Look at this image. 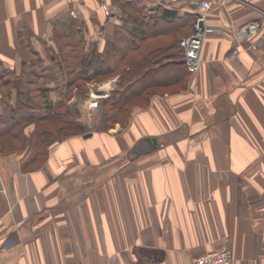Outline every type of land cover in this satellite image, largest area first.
Returning a JSON list of instances; mask_svg holds the SVG:
<instances>
[{
    "label": "crops",
    "instance_id": "0c3cea01",
    "mask_svg": "<svg viewBox=\"0 0 264 264\" xmlns=\"http://www.w3.org/2000/svg\"><path fill=\"white\" fill-rule=\"evenodd\" d=\"M201 1L82 0L74 18L66 0H0V264H193L224 245L233 264H264V0H210L199 72L169 66L159 87L178 88L152 91L123 128L36 142L40 112L18 105L23 86L70 85L69 69L96 60L181 62L177 41L193 29L180 19ZM251 21L260 33L238 45ZM37 68L53 76L24 79Z\"/></svg>",
    "mask_w": 264,
    "mask_h": 264
},
{
    "label": "rangeland",
    "instance_id": "374dc122",
    "mask_svg": "<svg viewBox=\"0 0 264 264\" xmlns=\"http://www.w3.org/2000/svg\"><path fill=\"white\" fill-rule=\"evenodd\" d=\"M101 65L102 64L96 60L93 67L88 65L81 68L74 67V69L69 70L62 68L60 72L66 73L68 70L69 75L70 72L74 75V83L72 82L70 85H51L44 80L40 84L23 86L29 96L25 104L27 107L26 109L28 111L36 110L40 112L39 114L41 115L37 117L39 120H36L37 124L36 134L33 137L34 141L39 142L40 140H47L48 143L52 144L60 142L63 140L61 138L76 132H100L115 129L117 127L123 128L125 126L123 123H125L127 115L120 116L119 119L121 121L117 124L113 121H108L112 111L108 103L120 83L119 79L115 80L114 72L118 71L120 73L121 69L115 70L114 68H107ZM5 69V65L0 64L1 75H6ZM40 73L46 78L53 76V70L51 68H43L41 71L37 68L36 70L28 69L27 74L24 75V79H30L34 74L39 75ZM119 77H121V74ZM106 85H108L110 89L106 98H100V96L105 93L103 91H98L99 95L96 93L93 94L96 89L105 87ZM9 87L8 85L5 86L0 83V93H9ZM53 88H57L58 90L56 95H51L50 93L51 90H54ZM177 88L178 85L175 87L167 86L165 88L155 87V90L158 92H170ZM92 95L95 97L97 96V98H94ZM55 96H57V101H54ZM72 98H74L73 101H71ZM138 102L140 103L139 105H145L147 103L146 100L143 101L141 99ZM19 106L22 107L21 104H19ZM29 113L35 114V112ZM53 115H57L55 116L56 119H54ZM124 117L125 119H123ZM27 121L28 123L34 121V116L28 114ZM70 124L71 127H67ZM63 126L67 129H63V132H60ZM6 141L11 144L13 142L12 139L8 137Z\"/></svg>",
    "mask_w": 264,
    "mask_h": 264
},
{
    "label": "trees",
    "instance_id": "16d2710c",
    "mask_svg": "<svg viewBox=\"0 0 264 264\" xmlns=\"http://www.w3.org/2000/svg\"><path fill=\"white\" fill-rule=\"evenodd\" d=\"M199 16V13H186L183 15V19L186 18V20L184 19V21L182 19H180V26H183L189 22H191V29H193V25L195 23V21L197 20ZM178 17L175 16V14L173 12H166L165 17H163V20L166 21L167 23H171V24H175L174 26H178L179 21H177ZM142 20V19H141ZM177 23V24H176ZM139 29H143V31H141L139 33V39H145L147 36V32L145 31V24L144 21L142 20L140 25H138ZM180 40L179 39L177 41V45L176 47L178 48V52H177V57L180 58V60H182L179 63H172L169 64L163 68H158L157 65L160 62H154V59L157 57L154 56L153 54H151L148 58H145L141 64H138L134 67H132V70H121V77H120V83L118 88L114 91V94L112 95V98L109 100V106L111 107L112 111L110 113V116L108 118V121H113L114 123H119L121 120L119 119L120 116L122 115H127L126 119L125 117L123 119H125V123L123 124H127L132 116V112L134 110V108H136L140 103L138 102L140 99L145 101L148 97H150V95H152V91H156L155 87H159V82H160V78L159 76H161V74H165V71L167 68H169V66L172 68L170 69V71H172L176 76H178V72L180 71V76H183L184 73V68L186 71V75L187 77L189 76V72L187 69V65H186V60H185V55H184V51L180 48ZM173 46V45H171ZM115 74L117 73L114 72ZM22 105V107L24 108H19V109H26L27 107L25 106V104L27 102H18ZM19 105V104H18ZM6 109H8V112L5 115V119L7 120H13V112L11 110L14 111V109H12L11 105L6 103ZM54 119H56L55 116L57 115H53ZM113 123V124H114ZM71 127V124L68 125L67 127ZM9 129V128H8ZM62 130H60V132H63V129H67L65 126H63L61 128ZM3 130H5L3 128ZM79 134H84L83 132L79 133H73L71 135H68L66 137H63L61 139H66L70 136L73 135H79ZM43 135V134H42ZM45 136V135H43ZM43 138V137H42ZM45 139V137H44ZM45 143H48L47 140H44ZM50 144V143H48Z\"/></svg>",
    "mask_w": 264,
    "mask_h": 264
},
{
    "label": "built area",
    "instance_id": "2783aa9c",
    "mask_svg": "<svg viewBox=\"0 0 264 264\" xmlns=\"http://www.w3.org/2000/svg\"><path fill=\"white\" fill-rule=\"evenodd\" d=\"M71 6V15L78 18V8L82 0H66ZM177 1V0H174ZM200 13L193 25L191 34L180 40V48L184 51L188 72L191 76L196 75L202 65V54L206 42L209 28L205 25L207 16L214 8L210 0H202L200 3ZM262 25L259 21H251L241 26L235 33L234 39L238 45L243 42H249L260 33ZM252 49H257L255 42L251 43ZM240 51L237 47L231 53V58H236ZM193 264H233L232 250L224 245L218 249L209 251L194 261Z\"/></svg>",
    "mask_w": 264,
    "mask_h": 264
},
{
    "label": "bare ground",
    "instance_id": "6f19581e",
    "mask_svg": "<svg viewBox=\"0 0 264 264\" xmlns=\"http://www.w3.org/2000/svg\"><path fill=\"white\" fill-rule=\"evenodd\" d=\"M107 88V86L106 87H104V89H106ZM108 94H109V92L108 93H104L103 95L105 96V98L108 96Z\"/></svg>",
    "mask_w": 264,
    "mask_h": 264
}]
</instances>
